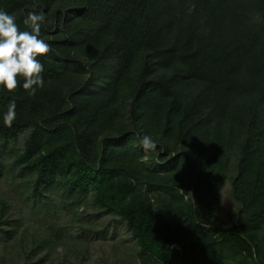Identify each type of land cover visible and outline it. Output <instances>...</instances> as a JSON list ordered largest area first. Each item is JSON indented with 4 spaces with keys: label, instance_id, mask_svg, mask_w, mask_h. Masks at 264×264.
I'll return each instance as SVG.
<instances>
[{
    "label": "trees",
    "instance_id": "16d2710c",
    "mask_svg": "<svg viewBox=\"0 0 264 264\" xmlns=\"http://www.w3.org/2000/svg\"><path fill=\"white\" fill-rule=\"evenodd\" d=\"M0 11L21 30L43 12L51 47L35 95L22 80L0 88V178L45 224L21 232L28 259L63 242L90 203L134 241L120 264H264V0H0ZM10 198L7 239L19 228Z\"/></svg>",
    "mask_w": 264,
    "mask_h": 264
},
{
    "label": "rangeland",
    "instance_id": "374dc122",
    "mask_svg": "<svg viewBox=\"0 0 264 264\" xmlns=\"http://www.w3.org/2000/svg\"><path fill=\"white\" fill-rule=\"evenodd\" d=\"M23 137L24 133L19 135L14 148L21 147ZM11 161L8 157L3 167ZM52 194V198L56 199L54 192ZM1 195L11 197L9 203L12 214L15 215L11 217V221H17L19 225L18 231L11 238H4L0 234V258L4 260V264H32L34 260L36 264L41 257H44V260L39 264H57L63 259L72 264H120L124 253L135 249L134 241L123 224L119 223L114 215L100 212L89 203L78 209L76 217L80 219L64 230L66 236L63 242H59L51 250L35 252V256L32 257L34 259H28L26 252L18 246L21 232L29 227L28 235L35 231V235L40 236L45 224L38 214H35V218L29 215L28 208L8 192L4 180L0 178ZM236 210V204L231 196L230 182L225 180L220 190L221 218L225 221L233 219ZM60 221L61 224L67 223L66 218Z\"/></svg>",
    "mask_w": 264,
    "mask_h": 264
},
{
    "label": "clouds",
    "instance_id": "9594fccd",
    "mask_svg": "<svg viewBox=\"0 0 264 264\" xmlns=\"http://www.w3.org/2000/svg\"><path fill=\"white\" fill-rule=\"evenodd\" d=\"M44 22L43 12L28 11L23 19L27 30H21L15 14L0 11V88L13 92L20 87L22 80L23 90L35 95L43 87L44 66L40 57L51 50L50 44L41 35ZM15 118L16 103L10 101L2 115L3 124L10 127ZM138 142L145 151L157 147L149 135L139 136ZM187 196L191 197V194Z\"/></svg>",
    "mask_w": 264,
    "mask_h": 264
}]
</instances>
